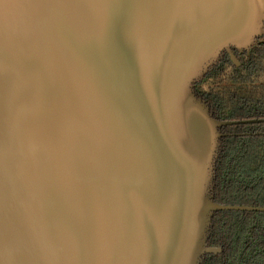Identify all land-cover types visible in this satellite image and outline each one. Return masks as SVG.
Here are the masks:
<instances>
[{"label": "water", "instance_id": "obj_1", "mask_svg": "<svg viewBox=\"0 0 264 264\" xmlns=\"http://www.w3.org/2000/svg\"><path fill=\"white\" fill-rule=\"evenodd\" d=\"M264 0H0V264H203L222 127L195 86L264 43Z\"/></svg>", "mask_w": 264, "mask_h": 264}, {"label": "trees", "instance_id": "obj_2", "mask_svg": "<svg viewBox=\"0 0 264 264\" xmlns=\"http://www.w3.org/2000/svg\"><path fill=\"white\" fill-rule=\"evenodd\" d=\"M233 52L240 66L226 52L196 84V93L219 120L264 119V43ZM222 132L215 200L264 207V121L224 126ZM209 245L223 251L208 254L203 264H264V211H218Z\"/></svg>", "mask_w": 264, "mask_h": 264}, {"label": "flooded vegetation", "instance_id": "obj_3", "mask_svg": "<svg viewBox=\"0 0 264 264\" xmlns=\"http://www.w3.org/2000/svg\"><path fill=\"white\" fill-rule=\"evenodd\" d=\"M262 39H264V38H262ZM234 51V50H233ZM244 52H247V51H244ZM240 53V52H239ZM225 54V53H224ZM224 56V55H223ZM223 58V57H222Z\"/></svg>", "mask_w": 264, "mask_h": 264}]
</instances>
